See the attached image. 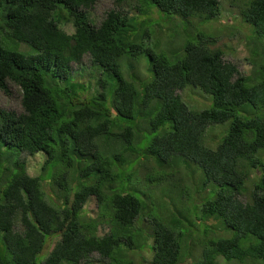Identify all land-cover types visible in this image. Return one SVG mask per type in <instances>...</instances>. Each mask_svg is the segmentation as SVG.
Here are the masks:
<instances>
[{
    "label": "trees",
    "instance_id": "16d2710c",
    "mask_svg": "<svg viewBox=\"0 0 264 264\" xmlns=\"http://www.w3.org/2000/svg\"><path fill=\"white\" fill-rule=\"evenodd\" d=\"M96 1L0 0V92L9 81L22 92L21 112L0 107V264H38L56 236L41 264H87L93 253L143 264L146 250L148 264L264 260V0H230L254 40L250 74L211 47L221 0H114L94 24ZM155 12L183 20L169 54L147 46ZM85 55L94 82L74 75ZM188 87L212 105L194 109L177 92ZM37 153L33 176L20 155Z\"/></svg>",
    "mask_w": 264,
    "mask_h": 264
},
{
    "label": "rangeland",
    "instance_id": "374dc122",
    "mask_svg": "<svg viewBox=\"0 0 264 264\" xmlns=\"http://www.w3.org/2000/svg\"><path fill=\"white\" fill-rule=\"evenodd\" d=\"M115 6L116 4L114 0H97L94 6L91 9H89V14L94 24H98L101 21V19L104 17L106 11H108L110 8L115 7ZM124 6L126 8H131L130 7L131 5H128L126 3ZM221 8H222L221 15L215 20V22L212 21L214 25L212 30L216 32L217 36H216V41L211 43V47L223 48L225 51L224 57L226 61H231V62L236 63L239 66V69L243 74H250L252 72V65L248 59L250 58V52H249L250 48L248 44H252L254 42V40L252 41V38H250V36L252 35L251 30L247 26H242L244 22H242L241 16L239 15L237 8L232 7L230 5V0H221ZM155 9L158 10L164 17H166L165 14L162 13L158 7H155ZM131 11L135 14V10L132 9ZM158 17L159 15L155 12L154 19ZM196 24L197 23L189 24L187 29L190 32H195ZM61 27L68 33L74 32V26L72 25L71 22L62 23ZM155 27L158 33L157 35L155 33L153 36H151L152 38L150 40V43H147V46H151L154 50L158 52L169 54V51H168L169 49L171 48L178 49L179 44L180 43L182 44L183 36H184L183 33H184L185 27L180 17L174 16L172 18H168V21H166V23H163V19L160 18L159 20H157ZM251 28L253 31L252 26ZM151 29L152 28H150V30ZM190 34L192 35V33ZM21 48L25 50V49H28V46L22 45ZM183 52H184V49H183ZM141 59H142V62L145 63L149 67L148 56L144 55L142 56ZM73 68H74L75 76L79 75V73L81 72L84 74L83 78L81 79L85 81L90 79L91 82H94L97 80L96 77H98L97 76L98 74L96 73V71L91 74L92 68L90 67V56L89 55L84 56L81 64L77 65L73 63ZM143 68L145 70V67ZM89 74H91V77L89 76ZM8 87H9L8 93L4 91L0 92V107H4L9 110H15L17 112H21L22 111V105H21L22 92H21L20 87L11 81H9ZM177 92L194 109H202L205 107V105L209 103L210 105L209 106L207 105V107H210L212 105L211 96L200 89L188 87L184 90H178ZM228 127H229V123L226 122V124L217 125V126H213L212 128H210L208 130V133L206 134V139L204 140V144L206 146L215 145V143L211 140V138L212 137L218 138L219 135H222V133H224V131ZM20 158L21 160L25 162L26 169L30 175H33V176L39 175L43 172L42 163L45 157L44 155H42V153H37L34 155L22 154L20 155ZM196 178L198 180L199 173L196 175ZM186 183L189 184L190 186L193 184L192 178L189 176V174L186 175ZM46 192L54 197L57 196L56 195L57 192H55V189L51 187V185H49L48 183H46ZM158 192L160 193L161 191L159 190ZM240 198L241 200L246 201V196L241 195ZM86 208L88 209L89 213L92 216L97 215L98 207H97L96 199L94 197H92L88 201V203L86 204ZM212 222H213L212 220L208 221V223H212ZM108 230H109L108 224H104V225L101 224L99 228V233L100 235H103L107 233ZM227 233L231 234L232 231L228 229ZM58 239L59 237L56 236V237H52L49 240V242L46 245V248L38 257V264H41V261H43L48 256L49 251L51 250V247L55 244V242ZM185 244L188 245L190 244V242L185 243ZM186 247L187 246H185V248ZM142 256L144 258L143 264H148V262H151L152 255L148 252V250L143 251ZM219 261H220V264H241L235 261L228 262L224 260L223 258H220ZM87 264H103V262L100 259V256L98 253H93L90 256L89 262ZM182 264H192L191 258L186 259V261L183 262ZM246 264H264V260H261V261L247 260Z\"/></svg>",
    "mask_w": 264,
    "mask_h": 264
},
{
    "label": "clouds",
    "instance_id": "9594fccd",
    "mask_svg": "<svg viewBox=\"0 0 264 264\" xmlns=\"http://www.w3.org/2000/svg\"><path fill=\"white\" fill-rule=\"evenodd\" d=\"M181 19V18H180ZM183 21V20H182Z\"/></svg>",
    "mask_w": 264,
    "mask_h": 264
}]
</instances>
